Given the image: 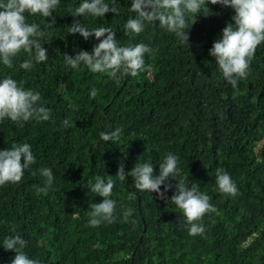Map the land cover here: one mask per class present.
I'll list each match as a JSON object with an SVG mask.
<instances>
[{"label": "trees", "instance_id": "trees-1", "mask_svg": "<svg viewBox=\"0 0 264 264\" xmlns=\"http://www.w3.org/2000/svg\"><path fill=\"white\" fill-rule=\"evenodd\" d=\"M81 2L60 0L49 17L25 14L44 32L46 61L22 69L28 55L21 52L13 68L0 63V79L11 76L39 92V103L51 109L48 121L0 122V150L28 143L36 157L19 183L0 186V264H11L17 254L2 244L17 234L27 241L23 251L41 264H264V42L249 75L234 89L209 55L223 28L234 24L231 7L209 2V15L198 14L194 23L189 15V40L182 44L158 20L145 22L138 35L127 34L125 23L136 16L129 11L132 0H118V14L73 17L69 10ZM74 19L89 30L112 28L120 46L149 45L146 70L117 82L83 64L72 69L64 54L91 52L99 43L94 35L85 40L68 33ZM65 118L71 127L62 126ZM116 128L122 130L118 141L101 139V132ZM168 153L179 158L180 171L167 182L172 187L166 196L183 180L188 187L198 185L217 209L204 215L203 235L190 236L176 205L136 189L127 175L136 163H152L153 176L159 175ZM120 164L123 182L116 176ZM44 167L54 174L47 193L37 191L44 186L46 178L39 175ZM218 168L230 175L237 195L219 191ZM96 176L115 181L110 198L116 201V220L91 227L89 204L103 200L90 191ZM128 208L134 212L125 221Z\"/></svg>", "mask_w": 264, "mask_h": 264}, {"label": "clouds", "instance_id": "clouds-1", "mask_svg": "<svg viewBox=\"0 0 264 264\" xmlns=\"http://www.w3.org/2000/svg\"><path fill=\"white\" fill-rule=\"evenodd\" d=\"M209 2L212 5L229 6L235 12L232 17L234 24L229 23L223 28L222 38L214 41L209 50V55L215 57L223 77L235 89L238 81L249 75L256 49L264 42V0H132L129 11L136 16L129 17L124 27L127 34L138 35L144 31L145 22L154 24L158 20L161 28L174 33L182 44H188L187 18L190 15L194 23L198 14L209 15L210 10L207 7ZM59 3L60 0H0V63L11 69L14 58L24 52L28 59L19 66L29 70L33 67V62L40 63L48 59L47 50L42 47L40 41L44 32L37 23H28L25 14L49 17ZM109 11L119 13L118 0H111V4L105 0H82L79 6L69 10L73 17L86 15L103 17ZM68 33H79L85 40L94 35L99 43L91 52L80 50L75 56L64 54L65 63L76 70L83 64L92 73H106L117 82L123 75L135 77L139 72L145 71V54L153 52V49L144 43L120 46L112 28L98 27L89 30L78 19L73 20ZM97 93L98 90L93 88L90 96L95 98ZM40 99L39 92L23 88L11 76L0 79V122L5 118L16 123L27 122L30 119L50 120L51 109L42 106L39 103ZM71 124L68 118L62 121L64 128L71 127ZM121 132L120 128H116L108 133L101 132L100 137L106 142H115L120 139ZM178 160L177 156L168 153L159 164V175L155 177L152 163H136L127 175L134 178L136 189L156 192L161 199L176 205L186 218L190 236L203 235L205 227L201 221L204 215L217 211L210 203L211 198L201 193L198 185L188 187L183 180L175 186L176 191L171 197L166 196L168 189L172 187L167 183L170 177L179 175ZM35 163L36 157L28 143L13 144L10 149L0 150V186L8 182L19 183L25 170L30 169ZM32 175H37V172L33 171ZM39 175L46 179L44 186L39 187L37 191L47 193L53 184V171L44 167L39 169ZM116 176L122 182L126 180L124 164H120ZM89 184L91 192L103 197L102 202L89 204L91 209L89 225L97 227L102 222L108 224L115 222L116 201L110 198L115 181L109 177L105 182L103 177L96 176L95 182L90 181ZM216 184L223 194L235 196L238 193V188L230 175L219 168L216 170ZM161 185H164V191H161ZM133 212L132 208L124 210V220L126 221ZM26 243L27 241L18 234L3 239L4 248L14 249L17 253L11 264H41L39 260L29 258L23 251Z\"/></svg>", "mask_w": 264, "mask_h": 264}]
</instances>
